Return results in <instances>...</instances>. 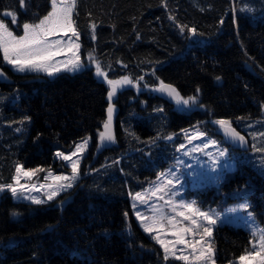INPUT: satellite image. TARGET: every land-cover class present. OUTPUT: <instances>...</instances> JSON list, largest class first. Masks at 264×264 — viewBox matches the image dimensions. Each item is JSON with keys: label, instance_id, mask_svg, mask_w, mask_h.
Here are the masks:
<instances>
[{"label": "trees", "instance_id": "16d2710c", "mask_svg": "<svg viewBox=\"0 0 264 264\" xmlns=\"http://www.w3.org/2000/svg\"><path fill=\"white\" fill-rule=\"evenodd\" d=\"M28 2L23 10L18 0H0V17L16 33L51 8L50 0ZM9 10L18 25L3 15ZM73 20L80 58L91 55L104 76L92 64L52 76L15 72L0 53V183L13 180L18 163L40 179L47 169L65 170L56 153L90 137L70 189L40 204L1 193L0 264H186L164 259L137 223L130 193L175 159L182 130H211L212 120L227 119L246 135L238 121L264 117V0H76ZM124 77L131 83L117 84L111 101L115 140L94 155L109 107L107 80ZM161 81L195 104L157 93ZM241 166L221 186L252 184V207L264 223V176ZM198 189L213 201L221 195ZM249 237L242 226L218 224L215 264L234 263Z\"/></svg>", "mask_w": 264, "mask_h": 264}, {"label": "rangeland", "instance_id": "374dc122", "mask_svg": "<svg viewBox=\"0 0 264 264\" xmlns=\"http://www.w3.org/2000/svg\"><path fill=\"white\" fill-rule=\"evenodd\" d=\"M0 19L2 18L0 17ZM38 22L39 20L31 24H36ZM10 30H12L16 35H22L23 25H22L21 33H16L12 29V27H10ZM69 37H71L72 40H75V37L72 36V33L70 31L67 34L57 33L56 35L49 37V40H55V39L67 40ZM71 58H72V51L69 50L68 48H65L63 52H61L58 56L54 57V60L65 61L66 59H71ZM81 63L84 64L85 66L92 64L93 66H95V73H96V63L93 62V60H89V56L87 58V61H83L81 59ZM59 66L61 67V70H64L62 64ZM70 72H74V71H70ZM120 80L122 79H118L116 81H120ZM223 120H227V119H223ZM214 121L216 120H212L209 123V128L211 130H206L199 125H194L182 130V140L177 147V154L175 159L171 163H169L166 167H164L162 170H160L157 173V175L147 185L141 187L139 190L135 192H132L131 193L132 195H130V202L132 206L134 203L132 196L135 195L136 193H140L144 198V200L146 201V203H141L139 200L135 201V203L137 204V210L141 212L142 216L144 217L153 216L154 213L152 209L153 207H155L160 209L165 216H174L177 220H180L182 222V225L184 226H187L189 222L183 220L182 217L175 216V212L172 211L171 207L169 206V204L166 203V201L171 200L176 205H179L181 202L183 203L195 202L194 203L195 208H198L202 212H208L210 215L213 216L214 219L217 220V223L214 226H212L213 229L218 224H222L224 222H228L233 225H239L244 227L250 232V237H249L250 243L246 251L242 252L241 254H239L238 256L232 259V261H234V263L232 264H246V262L240 261L239 257L244 256L248 253L255 255V253L259 251V235H257L254 238L252 232L254 229L258 231L259 229L264 228V223L259 220V218L256 215V210H254L252 207V199L250 196V192L253 189V186L252 184L250 185L243 184L241 187L235 186L232 188H224L221 186L222 185L221 182L224 181V179L233 169H238L240 167L246 170L245 166H241L244 163L254 168L259 173H261L262 170H264V151H261L264 150V117L259 119H244L238 121L240 128L246 133L249 139L247 146L243 149H237L227 144L223 140V138L218 133L215 132L220 128V125L215 124ZM227 121L230 122V120ZM197 132H203L205 133V135L202 136L200 139H193L191 142H189V140L186 137L192 136ZM85 140L88 141L87 146L84 148L82 153L77 154L79 156V163H80V160L83 154L86 152L88 145L90 143L89 135H86L83 139L78 140L75 143L72 150L68 152L58 151L57 153H62L63 155L70 156L73 152L76 151V145L81 144ZM210 141H214L215 143L214 144L209 143ZM205 144H208V147H204ZM181 145H183V147H181ZM195 148H202L203 151H193V149ZM220 152H224V156H219ZM57 153L56 156L60 157L63 160L64 164L67 166L65 170L47 169L44 171V176L42 179H40L37 176H34L35 174L30 177L25 176L22 172L19 175L18 182L13 179L12 181L9 182L0 183V185L12 184L14 187H16L18 198H14L11 191L7 189L4 190L9 192L14 199L32 201L31 199H24V197L27 196V197H35L37 199L43 200L44 202L48 201L47 195L51 191L48 185H55L56 183H58L57 181H54L52 179V176L72 175L70 161L64 160L62 156H58ZM210 156L212 158H216L215 164H213L212 159H210ZM72 159H77V157L73 156ZM17 165L22 166L24 172L34 170V169L25 168L21 163H18ZM49 173H51V176L49 175ZM161 173H163L164 175H161ZM16 175L17 173L15 168L13 178ZM78 175H79V171H78ZM158 177L159 179H157ZM169 179L173 181V185L169 186L166 192L163 193L157 192L155 195H153L154 189L158 185L164 184L165 181ZM59 183H66V182L61 181ZM205 186L214 187L215 192H218V194L221 195L217 197L215 201L210 200L208 198L207 193H203L198 189ZM4 191H0V195ZM173 192H175L176 194L172 195ZM160 196H163V199H159L158 197ZM244 204H247L248 207L241 208L240 206ZM177 211H185L186 214H188L187 210L180 209L179 207H177ZM132 212L137 223L141 227V222L137 220L133 206H132ZM146 222L149 224L152 223V221L150 220ZM199 222L201 224L206 223L205 221H203L202 218H200ZM160 223L163 225V227L162 228L156 227L153 229L151 233L145 232L142 227L141 229L146 234H148L152 239L153 236H158L160 239H164L166 242H174L176 237L172 235V226L168 224L166 219L160 221ZM180 226H181L180 224L177 225V227ZM200 232L201 233L203 232L202 228L200 229ZM185 239L190 243L193 239L199 240L200 237L199 235L193 237L191 234H186ZM211 239L212 236L210 238H205V242H204L205 247L207 246L209 241L211 242ZM254 240L256 242L255 246L253 243ZM158 245L161 247L160 244ZM211 246L213 248L212 242H211ZM161 249L164 253L162 247ZM180 249L184 250L185 255L191 253L192 251L191 247H186L184 244H178L176 245V255L181 254L179 251ZM170 257L174 258L172 256ZM213 262L214 264L216 263L215 257H213V261H209L208 264H213ZM187 263L201 264V262H196V261H189Z\"/></svg>", "mask_w": 264, "mask_h": 264}, {"label": "snow or ice", "instance_id": "6c2138e0", "mask_svg": "<svg viewBox=\"0 0 264 264\" xmlns=\"http://www.w3.org/2000/svg\"><path fill=\"white\" fill-rule=\"evenodd\" d=\"M20 9L27 10L29 7L28 0H18ZM51 10L39 20L36 24L24 23L23 24V34L16 35L8 24L4 22V20L0 19V53L3 54V61L8 65L12 66V70L15 72H46L49 76L54 75L55 73L61 71V67L59 65H63L64 70L68 71H81L85 68V65L81 63L79 49L81 47L79 41L80 34L76 31L74 26L75 21L73 20V15L75 13L76 0H50ZM251 11L250 8L241 9V11ZM235 11V10H234ZM6 17H11V22L13 24L18 25V18L15 10L6 11L3 13ZM234 16V21H235ZM169 19H173V17H169ZM223 22V21H222ZM93 29L92 39L96 38L94 29L96 27L95 24L91 25ZM186 26H181V31L184 30ZM72 33V36L75 37V40H72L69 37L67 40L63 39H55L49 40V37L56 35L57 33L67 34L68 32ZM190 32L195 33V29H189ZM65 48H68L72 51V58L66 59L65 61H56L54 57L58 56L61 52L64 51ZM89 60H92L91 55H89ZM95 62V61H93ZM96 63V75L98 77L104 76L105 74L101 71V67L98 62ZM5 75L3 72H0V79H5ZM106 78V77H105ZM217 80L220 78L217 77ZM107 83L111 86L110 91L108 92L109 99V107L107 109L108 118L104 123L103 127L105 129L104 132L100 133V141L101 145L105 141L114 142L115 137L111 131V122H112V97L116 93V85L117 84H130L131 81L124 77L120 81L107 80ZM157 91L167 93V95L171 96L173 99L177 101V104L188 105L190 101L195 104L196 97H189L188 99H183L179 92L171 85L165 84L161 81V84ZM200 90L197 89V92ZM264 107V106H262ZM25 119H29L25 117ZM215 124L220 125L225 133L232 137L233 140H238L241 144L245 143V138L241 136L238 132H236L231 127V123L227 120H216ZM19 131V129H18ZM205 133L197 132L192 136H187L186 138L191 142L193 139H200L204 136ZM171 139V137H168ZM88 141L85 140L81 144L76 145V151L73 152L70 156L63 155L62 153H57L58 156H62V158L66 161H70V166L72 170L71 176H52L54 181H57L55 185H48L51 191L47 195L48 200H52L54 197L59 195L61 191H66L73 186V182L77 179L78 171H79V156L78 153H82L84 148L87 146ZM209 143L214 144V141H210ZM99 147V146H98ZM183 147V145H181ZM204 147H208V144H205ZM256 150V149H254ZM193 151H203L202 148H195ZM264 151V150H261ZM187 154V153H186ZM73 156H76L77 159H72ZM219 156H224V152H220ZM213 164L216 163V158H212ZM37 170H30L24 172L22 166L17 165L16 173L17 175L13 178L18 182L19 175L23 172L25 176H32L35 174ZM42 171V169H39ZM264 175V170L261 172ZM51 176V173H49ZM161 175H164L161 173ZM159 179V177L157 178ZM64 181L66 183H59ZM173 185L172 180H166L164 184L158 185L154 191L153 195L157 192H166L168 187ZM5 189L11 191L14 198H18L17 188L12 184L0 185V191H4ZM176 193L173 192L172 195ZM130 195H132L130 193ZM159 199H163V196L158 197ZM24 199H31L33 203L40 204L43 203V200L37 199L35 197H27ZM134 201L133 209L135 210V215L138 221L141 222V227L145 232L151 233L154 228L160 227L163 225L160 221L167 220L168 224L172 226V235L176 237L174 242H166L164 239H160L158 236H153V239L156 240L158 244L164 250V259L167 261L170 256L175 259L185 261L186 264L189 261L201 262V264H208L209 261H213L214 250L211 246V242L209 241L207 246L205 247V238H210L212 236L213 227L217 220L213 218L208 212H202L198 208L194 207V203H183L181 202L179 205H176L173 201H166L167 204L171 207L172 211L175 212V216L182 217L183 220L188 221V225H182L180 220H177L174 216H165L164 213L158 209L153 207L152 211L154 213L151 217H144L141 215V212L137 210V204L135 201L139 200L141 203H146L144 198L140 193H136L132 196ZM177 207L180 209L187 210L185 211H177ZM241 208H247L248 205L244 204L240 206ZM15 215V213L13 214ZM125 218L127 219L128 213H124ZM200 218L203 219L206 223L201 224ZM152 221L151 224L146 221ZM254 223V221H253ZM180 224V227L177 225ZM203 229V232H200V229ZM186 234H191L193 237L199 235L200 239H193L190 243L185 239ZM253 237L255 238L259 235V251L255 253V255L248 253L244 256L239 257L240 261L246 262V264H264V228L257 230H253ZM255 246V240L253 241ZM184 244L186 247H191V253L185 255L184 250L180 249V255H176V245ZM214 264V262H213Z\"/></svg>", "mask_w": 264, "mask_h": 264}, {"label": "water", "instance_id": "95a60500", "mask_svg": "<svg viewBox=\"0 0 264 264\" xmlns=\"http://www.w3.org/2000/svg\"><path fill=\"white\" fill-rule=\"evenodd\" d=\"M0 72H3L4 75H5V77H6V74H5V72L2 70L1 66H0ZM163 82H164L165 84H168V85L173 86V87L178 91L177 87H176L173 83H170V82H167V81H163ZM160 84H161V82H160L157 86L154 87V90H155L157 93H159L160 95H162L163 97H165L166 99L170 100V101L175 100V99H173L171 96L167 95V93H163V92H160V91H157V90H156V89L159 88ZM112 107H113V113H112L111 131H112V134H113L114 137H115L116 109L114 108L113 105H112ZM107 118H108V113H106V121H107ZM106 121H105V122H106ZM230 123H231V127H232V129H234L236 132H238L241 136H243V137L245 138V143H244V144H241L238 140H233L231 136H229V135H227V134L225 133V130H224L221 126H220V128L217 130L218 133H219V135L224 139V141H225L227 144L231 145L232 147L237 148V149H243V148H245V147L247 146L248 142H249L247 135H245L243 132H241V131H240V130H239V129L233 124L232 121H230ZM104 131H105V129H104V127L102 126V132H104ZM97 142H98V143H97V147H96V149H95L94 155H96L97 153H99V152H100L105 146H107V145H109V144L112 143V142L105 141V142L103 143V145L100 146V145H101L100 136L98 137ZM98 146H99V147H98Z\"/></svg>", "mask_w": 264, "mask_h": 264}, {"label": "built area", "instance_id": "2783aa9c", "mask_svg": "<svg viewBox=\"0 0 264 264\" xmlns=\"http://www.w3.org/2000/svg\"><path fill=\"white\" fill-rule=\"evenodd\" d=\"M170 137H173L172 135H170Z\"/></svg>", "mask_w": 264, "mask_h": 264}]
</instances>
